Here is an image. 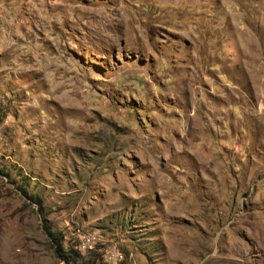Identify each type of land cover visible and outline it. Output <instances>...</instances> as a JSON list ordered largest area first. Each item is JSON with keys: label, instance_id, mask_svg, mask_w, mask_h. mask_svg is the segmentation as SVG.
I'll use <instances>...</instances> for the list:
<instances>
[{"label": "rangeland", "instance_id": "rangeland-1", "mask_svg": "<svg viewBox=\"0 0 264 264\" xmlns=\"http://www.w3.org/2000/svg\"><path fill=\"white\" fill-rule=\"evenodd\" d=\"M75 262L264 264V0H0V264Z\"/></svg>", "mask_w": 264, "mask_h": 264}, {"label": "trees", "instance_id": "trees-1", "mask_svg": "<svg viewBox=\"0 0 264 264\" xmlns=\"http://www.w3.org/2000/svg\"><path fill=\"white\" fill-rule=\"evenodd\" d=\"M53 238H55V237H53ZM75 260H76V259H74V261H75ZM75 264H79V263H76V262H75Z\"/></svg>", "mask_w": 264, "mask_h": 264}]
</instances>
